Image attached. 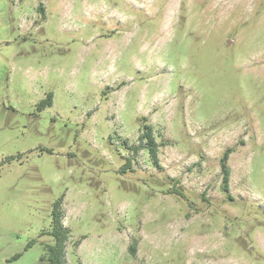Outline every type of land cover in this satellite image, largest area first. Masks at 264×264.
<instances>
[{"label":"rangeland","instance_id":"374dc122","mask_svg":"<svg viewBox=\"0 0 264 264\" xmlns=\"http://www.w3.org/2000/svg\"><path fill=\"white\" fill-rule=\"evenodd\" d=\"M60 197L66 264H264V0H0V264Z\"/></svg>","mask_w":264,"mask_h":264},{"label":"trees","instance_id":"16d2710c","mask_svg":"<svg viewBox=\"0 0 264 264\" xmlns=\"http://www.w3.org/2000/svg\"><path fill=\"white\" fill-rule=\"evenodd\" d=\"M52 104V93H48L47 96L38 103V108L42 109L45 106ZM139 140L142 143L140 147L145 148L149 154V157L155 160L156 158V143L152 134V127L149 124L143 126V130L139 135ZM229 150H226L221 158L222 162V182L224 190L228 189L229 181V168L227 167V158ZM62 197L56 200L52 209V227L48 231H41L40 234H48L53 238L52 244L45 245V253L41 256V260L46 261V264H66L65 247L69 238V230L64 226L62 222ZM134 250V249H132ZM21 254L14 255L11 259H17Z\"/></svg>","mask_w":264,"mask_h":264}]
</instances>
